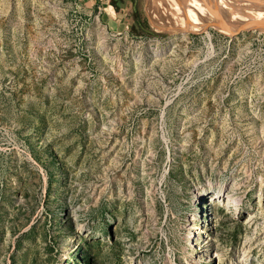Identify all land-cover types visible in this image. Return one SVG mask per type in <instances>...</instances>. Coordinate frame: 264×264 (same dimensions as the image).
<instances>
[{"label":"rangeland","instance_id":"rangeland-1","mask_svg":"<svg viewBox=\"0 0 264 264\" xmlns=\"http://www.w3.org/2000/svg\"><path fill=\"white\" fill-rule=\"evenodd\" d=\"M111 1L0 0V264H264L262 0Z\"/></svg>","mask_w":264,"mask_h":264},{"label":"bare ground","instance_id":"bare-ground-1","mask_svg":"<svg viewBox=\"0 0 264 264\" xmlns=\"http://www.w3.org/2000/svg\"><path fill=\"white\" fill-rule=\"evenodd\" d=\"M208 1V0H207ZM202 3V2H201ZM204 4V3H203ZM192 5H193V8L198 12L200 13L201 15V18H202V15H203V12L201 13L200 11H198V8L197 7H200V5H198L195 1H192ZM202 8V7H200ZM220 8V7H219ZM263 12L262 13H259L257 14L255 17L251 18V19H247L246 24H248V26H251V25H254V23L256 22H260V21H264V8H262ZM205 12V11H204ZM261 14V15H260ZM220 15L222 17V21H224L225 23H228L230 19H232V16H230V14L228 12H220ZM204 16V15H203ZM216 19V18H215ZM204 20V18H203ZM242 20V19H241ZM250 20V21H248ZM244 21V20H243Z\"/></svg>","mask_w":264,"mask_h":264},{"label":"water","instance_id":"water-1","mask_svg":"<svg viewBox=\"0 0 264 264\" xmlns=\"http://www.w3.org/2000/svg\"><path fill=\"white\" fill-rule=\"evenodd\" d=\"M200 1L204 2L206 5H208L210 8H212L214 10L213 5L210 2H208L207 0H200ZM255 1H258V0H255ZM259 2L261 4H264V0L259 1ZM248 21H250V20H248ZM248 30H260V31H264V24L246 26V27H243V28L237 30V32L240 33L242 31H248Z\"/></svg>","mask_w":264,"mask_h":264},{"label":"trees","instance_id":"trees-1","mask_svg":"<svg viewBox=\"0 0 264 264\" xmlns=\"http://www.w3.org/2000/svg\"><path fill=\"white\" fill-rule=\"evenodd\" d=\"M111 5H112L113 7H115V8H118V7L115 5V1H114V0L111 1Z\"/></svg>","mask_w":264,"mask_h":264},{"label":"crops","instance_id":"crops-1","mask_svg":"<svg viewBox=\"0 0 264 264\" xmlns=\"http://www.w3.org/2000/svg\"><path fill=\"white\" fill-rule=\"evenodd\" d=\"M110 4H111V2H110ZM110 7V6H109Z\"/></svg>","mask_w":264,"mask_h":264}]
</instances>
